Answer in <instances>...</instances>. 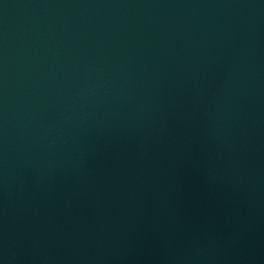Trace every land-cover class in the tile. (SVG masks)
Listing matches in <instances>:
<instances>
[{
  "label": "water",
  "instance_id": "95a60500",
  "mask_svg": "<svg viewBox=\"0 0 264 264\" xmlns=\"http://www.w3.org/2000/svg\"><path fill=\"white\" fill-rule=\"evenodd\" d=\"M0 264H264V0H0Z\"/></svg>",
  "mask_w": 264,
  "mask_h": 264
}]
</instances>
